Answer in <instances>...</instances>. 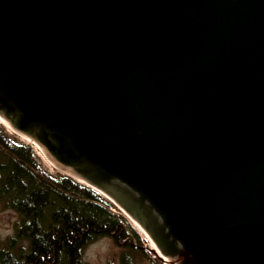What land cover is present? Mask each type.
Instances as JSON below:
<instances>
[{
  "label": "water",
  "instance_id": "obj_1",
  "mask_svg": "<svg viewBox=\"0 0 264 264\" xmlns=\"http://www.w3.org/2000/svg\"><path fill=\"white\" fill-rule=\"evenodd\" d=\"M0 118L168 264H264V0H0Z\"/></svg>",
  "mask_w": 264,
  "mask_h": 264
},
{
  "label": "trees",
  "instance_id": "obj_2",
  "mask_svg": "<svg viewBox=\"0 0 264 264\" xmlns=\"http://www.w3.org/2000/svg\"><path fill=\"white\" fill-rule=\"evenodd\" d=\"M0 205L18 215L13 234L0 241V264H86L84 249L103 237L143 251L138 229L111 203L69 176L50 175L29 145L2 131ZM128 253L122 264H130Z\"/></svg>",
  "mask_w": 264,
  "mask_h": 264
},
{
  "label": "rangeland",
  "instance_id": "obj_3",
  "mask_svg": "<svg viewBox=\"0 0 264 264\" xmlns=\"http://www.w3.org/2000/svg\"><path fill=\"white\" fill-rule=\"evenodd\" d=\"M0 131L4 132L7 137L11 141H16L19 143H23L25 145H29L32 148V151L38 156L37 160L39 161L41 168L48 172L50 175L54 177H61V176H68L65 172L60 171V169L54 167L47 159L46 156L41 154L38 151V148L33 144L26 142L25 140H22V138L17 134L14 133L9 128L5 127L0 123ZM36 149V151H35ZM78 183L85 185L81 181H78L75 178H72ZM99 195H101L104 199H106L109 203H111L105 196L100 194L99 192H96ZM112 209L113 212L118 213V211L124 215L122 211L118 209L113 203ZM125 216V215H124ZM126 219L136 228L141 236V243L143 244V251L139 252L138 250H134L132 252H129L127 250H124L122 248H119L116 246L112 240H110L107 237L100 238L96 240L95 242L88 245L83 252V262L86 264H122L121 257L123 254H127L128 258L130 259V264H164L163 261L160 260V258L154 253L153 246L151 244V241L148 239V237L143 234V232L127 217ZM18 220V215L11 211V210H5L0 205V241L4 242L8 237H10L14 232V225Z\"/></svg>",
  "mask_w": 264,
  "mask_h": 264
},
{
  "label": "bare ground",
  "instance_id": "obj_4",
  "mask_svg": "<svg viewBox=\"0 0 264 264\" xmlns=\"http://www.w3.org/2000/svg\"><path fill=\"white\" fill-rule=\"evenodd\" d=\"M0 123L2 124V125H4L5 127H7V128H9L10 130H12L11 129V127L2 119V118H0ZM14 133H16L14 130H12ZM20 136V135H19ZM21 138H22V140H25L26 142H29V143H33V142H31L29 139H27V138H25V137H22V136H20ZM34 144V143H33ZM135 224V223H134ZM136 225V224H135ZM138 227V226H137ZM143 234H144V232H143ZM151 244H152V246H153V250L155 251V253H156V255L158 256V257H160V258H162V261L164 262V264H168L167 263V261L163 258V256L160 254V252L155 248V246L153 245V243L151 242Z\"/></svg>",
  "mask_w": 264,
  "mask_h": 264
},
{
  "label": "built area",
  "instance_id": "obj_5",
  "mask_svg": "<svg viewBox=\"0 0 264 264\" xmlns=\"http://www.w3.org/2000/svg\"><path fill=\"white\" fill-rule=\"evenodd\" d=\"M34 145H35V144H34ZM35 146H36V145H35ZM36 147H37V146H36ZM37 148H38V147H37ZM35 151H36V149H35ZM38 151H39L40 153L42 152V150H41L40 148H38ZM42 153H43V152H42ZM42 153H41V154H42ZM34 154H35V153H34ZM43 155H44V153H43ZM35 156H38L37 153L35 154ZM44 156H45V155H44Z\"/></svg>",
  "mask_w": 264,
  "mask_h": 264
}]
</instances>
